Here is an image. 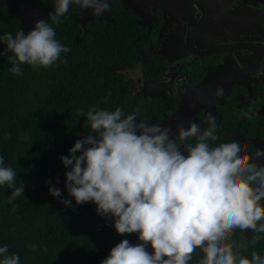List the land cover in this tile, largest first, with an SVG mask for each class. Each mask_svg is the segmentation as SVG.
I'll return each instance as SVG.
<instances>
[{
    "label": "clouds",
    "instance_id": "obj_1",
    "mask_svg": "<svg viewBox=\"0 0 264 264\" xmlns=\"http://www.w3.org/2000/svg\"><path fill=\"white\" fill-rule=\"evenodd\" d=\"M72 5L97 17L110 10L109 0H54L48 20L59 25ZM48 20H37L27 33L0 35L6 45L0 56H7L13 75H22L25 64L39 71L67 63L61 54L71 48L57 39ZM214 96L223 97L224 89L217 88ZM76 115L86 117L90 132L61 157L69 168L68 194L76 205L94 203L118 235L136 234L139 241L121 240L101 264H189L197 249L203 254L197 264H264V255L253 251L249 258L242 254L246 243L232 239L236 230H252L256 243L264 233V148L247 154L238 140L215 143L220 137L211 115L203 130L196 120L187 127L178 123L175 138L171 128L126 114L122 107L94 105L87 112L78 108ZM253 115L241 112L248 120ZM16 178L0 156V186L12 190L8 202L13 212L20 207L14 201L25 192ZM48 183L50 194L71 207L72 201ZM30 247L37 250V245ZM0 264H20V257L0 246Z\"/></svg>",
    "mask_w": 264,
    "mask_h": 264
},
{
    "label": "trees",
    "instance_id": "obj_2",
    "mask_svg": "<svg viewBox=\"0 0 264 264\" xmlns=\"http://www.w3.org/2000/svg\"><path fill=\"white\" fill-rule=\"evenodd\" d=\"M49 7L51 13L54 6ZM61 20L59 25L48 22L57 39L71 48L61 54L66 64L58 61L39 71L25 64L22 75H13L7 56H0V156L16 171L17 186L25 185L24 195L14 201L20 206L16 212L8 202L12 190L0 186V246L18 254L20 264H101L122 239L112 221L97 214L94 203L76 205L65 187L69 168L61 157L68 156L75 141L90 132L86 117H77L78 108L87 112L94 105L107 110L122 107L126 114L141 115L143 100L131 95L130 83L105 65L133 63L143 39L126 13L117 12L114 23L89 22L93 33L85 34L79 43L72 42L76 22L71 15ZM0 30L13 34L20 30L7 7L0 8ZM5 47L0 42V51ZM48 181L61 190L63 199L72 201L71 207L50 194ZM202 255L197 249L194 261Z\"/></svg>",
    "mask_w": 264,
    "mask_h": 264
},
{
    "label": "flooded vegetation",
    "instance_id": "obj_3",
    "mask_svg": "<svg viewBox=\"0 0 264 264\" xmlns=\"http://www.w3.org/2000/svg\"><path fill=\"white\" fill-rule=\"evenodd\" d=\"M37 6L50 14L48 1ZM54 1V0H53ZM110 10L102 18L94 16L85 25L78 22L82 8L71 6L76 22L72 42L79 43L93 33L88 23L116 20V13H126L143 39L131 64L114 61L105 65L121 75L128 91L143 100L138 119L159 124L172 119L184 108L194 112L171 120V130L190 120L207 127L209 115L215 117L220 140L215 143H241L247 154L264 148V0H109ZM7 7L4 5L0 8ZM78 36V38H77ZM76 38L78 41H76ZM139 66L137 79L125 70ZM224 89L217 99L214 92ZM197 103L203 105L193 108ZM194 104V105H193ZM189 105V106H188ZM251 111L253 119L241 116ZM146 112L154 117L146 115ZM159 113V117H157ZM177 134V132H176ZM264 163V160L260 161ZM252 230L235 231L233 240L245 242L243 255L253 251L264 255V233L252 243ZM133 244L136 234L122 236ZM189 264H197L192 258Z\"/></svg>",
    "mask_w": 264,
    "mask_h": 264
},
{
    "label": "water",
    "instance_id": "obj_4",
    "mask_svg": "<svg viewBox=\"0 0 264 264\" xmlns=\"http://www.w3.org/2000/svg\"><path fill=\"white\" fill-rule=\"evenodd\" d=\"M6 4L8 5V11L10 13L15 14L16 19L19 21L20 29H23L25 33L33 29L35 22L37 20H46L47 17L49 16L48 11L42 10L37 6V0H0V7ZM105 14L106 13H104L102 16H104ZM102 16H100V18H102ZM93 17L94 16L92 15L90 9H84L82 15L78 17V22H80L82 25H85L87 21L93 19ZM3 34L4 33L0 30V35ZM77 38L76 41H78ZM197 106H199V108H203V105H201L200 103H197L193 108ZM189 107H186V109L184 108L182 111L178 113V115H176L172 119H177L178 116L183 117L187 113L194 112L192 108L188 110ZM172 119H166L159 124H161L164 127H169L171 125ZM176 132H177L176 129L172 130L173 138H175ZM149 251H151L150 246H149Z\"/></svg>",
    "mask_w": 264,
    "mask_h": 264
},
{
    "label": "rangeland",
    "instance_id": "obj_5",
    "mask_svg": "<svg viewBox=\"0 0 264 264\" xmlns=\"http://www.w3.org/2000/svg\"><path fill=\"white\" fill-rule=\"evenodd\" d=\"M125 72H126V74H127L128 76L137 79V77L139 76V73H140V67L137 66V67H135V68L125 70Z\"/></svg>",
    "mask_w": 264,
    "mask_h": 264
}]
</instances>
